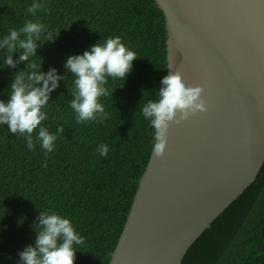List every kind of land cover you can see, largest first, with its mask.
<instances>
[{"label": "trees", "instance_id": "obj_1", "mask_svg": "<svg viewBox=\"0 0 264 264\" xmlns=\"http://www.w3.org/2000/svg\"><path fill=\"white\" fill-rule=\"evenodd\" d=\"M34 0H0V39L10 29L40 20L47 25L37 55L30 62L50 67L64 81L50 94L42 122L50 133L64 126L54 151L45 155L35 137L29 150L23 136L0 125V264H19V251L33 245L38 212L55 211L70 218L84 237L74 264H108L122 232L139 179L153 148L154 129L142 108L158 99L160 80L167 75L166 26L154 0H38L45 5L27 13ZM52 41H45L47 36ZM121 36L136 52L125 80L108 78L112 96L101 97L108 116L103 123H77L69 106L74 79L63 65L71 55L93 44ZM23 38V37H22ZM0 50V100L7 101L13 74L30 71L3 66ZM20 51H15V60ZM104 143L109 152L101 156ZM47 167H44V162ZM182 264H264V164L255 180L191 245Z\"/></svg>", "mask_w": 264, "mask_h": 264}, {"label": "water", "instance_id": "obj_2", "mask_svg": "<svg viewBox=\"0 0 264 264\" xmlns=\"http://www.w3.org/2000/svg\"><path fill=\"white\" fill-rule=\"evenodd\" d=\"M154 2L167 74L201 86L207 111L170 122L162 156L152 148L108 264H182L264 164V0Z\"/></svg>", "mask_w": 264, "mask_h": 264}, {"label": "clouds", "instance_id": "obj_3", "mask_svg": "<svg viewBox=\"0 0 264 264\" xmlns=\"http://www.w3.org/2000/svg\"><path fill=\"white\" fill-rule=\"evenodd\" d=\"M45 5L34 0L27 7V13L35 16ZM47 33V25L42 21L26 22L18 30L10 29L0 39V50H6L3 66L16 69L22 62L28 63L30 71L18 70L13 74L10 84V95L7 101L0 100V125L7 124L12 134L23 136L27 148L35 147L33 133L38 129L35 141H38L45 155L54 151L58 136L64 132V126L57 127L56 133H50L42 125L48 116L43 109L49 104L50 94L64 81L66 75H59L50 67L47 72L40 70L41 63L30 62L37 55L43 34ZM23 37V38H22ZM49 35L45 41H52ZM19 50L14 60L13 53ZM136 52L130 50L121 36L109 37L103 44H93L83 54L71 55L63 67L71 73L74 88L69 106L74 111L77 123L100 122L107 119V112L100 102L101 97L112 96L114 89L106 87L108 78L125 80L133 68L132 62L137 58ZM203 88L199 85H188L179 71H169L160 80L158 99L149 100L142 108L143 116L150 121L154 129V154H164L167 145L169 123L179 124L197 112H206V102L202 98ZM98 153L106 157L108 145L101 143ZM47 167V162L43 164ZM36 223L40 230L35 231L34 246L27 245L19 251V264H74L77 248L84 244L81 236L73 226L70 218L63 217L55 211L38 212Z\"/></svg>", "mask_w": 264, "mask_h": 264}, {"label": "bare ground", "instance_id": "obj_4", "mask_svg": "<svg viewBox=\"0 0 264 264\" xmlns=\"http://www.w3.org/2000/svg\"><path fill=\"white\" fill-rule=\"evenodd\" d=\"M262 166H263V165H262ZM261 168H262V167H261ZM241 194H242V193H241ZM239 196H240V195H239ZM239 196H238V197H239ZM238 197H237V198H238ZM237 198H236V199H237ZM236 199H235V200H236ZM232 202H233V201H232ZM232 202H231V203H232ZM223 211H224V210H223ZM221 213H222V212H221ZM221 213H220V214H221ZM220 214H219V215H220Z\"/></svg>", "mask_w": 264, "mask_h": 264}]
</instances>
